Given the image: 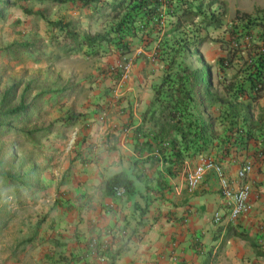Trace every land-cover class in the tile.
<instances>
[{"label":"trees","instance_id":"1","mask_svg":"<svg viewBox=\"0 0 264 264\" xmlns=\"http://www.w3.org/2000/svg\"><path fill=\"white\" fill-rule=\"evenodd\" d=\"M33 1L58 4L65 0ZM79 1L91 11L90 19L105 18L107 27L90 32L79 30L77 22L71 19L49 21L57 51L49 57L58 59L75 53L102 56L108 47L126 55L132 46L141 43L153 51L151 61L161 65L162 73L152 85L153 96L145 112L149 125H142L137 131L144 138L148 135L144 143L149 151L155 150L149 161L166 164V172L178 177L183 175L186 164L200 155H213L221 160L231 151L246 149L251 141L254 147L264 141V106L260 105L264 98V9L256 13L236 11L223 36L214 38L208 31L224 25L228 12L224 0ZM7 4L6 0H0V19ZM23 11L34 13L26 8ZM212 41H219L222 50L216 60V82L211 65L200 50L205 42ZM37 50L29 41L0 47V53L9 56ZM72 87H61L57 97L68 96ZM6 99V94L0 99V136L12 132L31 143L49 137L52 122L46 126L35 123L42 113H47L38 107L41 104L25 101L24 92L12 106H6ZM56 103L59 104L54 98L51 104ZM79 115L67 112L59 120L68 127L76 123ZM165 141L168 147L164 146ZM35 171L34 166L21 173L0 169V228L4 225L1 226V220L12 216L6 210L3 195L12 196L18 205H23V197L31 202L30 197L37 193L46 196ZM118 187L123 188V196L132 194L134 180L119 172L105 182L106 192L111 196H116ZM227 232L248 240L264 256V240L254 241L234 227H228ZM23 243L19 242L18 247ZM16 250L17 247L11 255H17ZM110 257L113 259L115 255Z\"/></svg>","mask_w":264,"mask_h":264},{"label":"crops","instance_id":"2","mask_svg":"<svg viewBox=\"0 0 264 264\" xmlns=\"http://www.w3.org/2000/svg\"><path fill=\"white\" fill-rule=\"evenodd\" d=\"M141 57L148 59V65ZM150 57L151 53L138 54L135 59L121 89L124 104H97L99 89L86 104L76 100L62 104L66 113L80 114L68 126L77 129L78 141L72 150L66 149L59 171L54 172L63 181L55 185L57 178H50L55 182L51 210L43 213L49 215L48 225L39 234L45 236L46 247L36 248L34 264H264V256L248 240L227 232L234 227L254 241L264 240V155H258L259 145L254 147L251 141L246 149L231 151L220 160L234 186L237 168L244 161L253 166L247 178L252 187L251 210L233 222L224 218L218 226L212 216L216 210L224 211V206L216 178L208 176L196 192L187 193L182 175L171 176L166 164L149 161L155 150L149 151L144 143L148 135L144 138L137 132L149 125L145 112L152 85L160 79L161 65L156 63V70L152 69ZM101 76L97 72L92 84L102 82ZM56 135L52 132L48 139ZM119 172L134 180L132 194L106 192V180ZM43 187L47 195L50 190ZM37 215L35 219L42 214ZM93 237L108 239L104 259L89 254Z\"/></svg>","mask_w":264,"mask_h":264},{"label":"rangeland","instance_id":"3","mask_svg":"<svg viewBox=\"0 0 264 264\" xmlns=\"http://www.w3.org/2000/svg\"><path fill=\"white\" fill-rule=\"evenodd\" d=\"M6 1L8 2L7 8L4 9L3 17L0 19V47L13 42L29 41L38 50L31 53L20 51L14 56L0 53V99L6 94L5 104L12 106L18 103L22 92H24L25 101L41 104L38 107H41L44 112L47 111L46 114L42 113V118L36 120L35 123L46 126L52 122V132L57 134L56 138H43L35 143L26 141L23 137L12 132L0 136V169L4 172L20 171L21 173L34 166L37 168L35 176L37 179L39 178L43 186L46 185L50 190L44 197L39 193L35 197H30L33 198L31 202H28V197H23V205H18L10 195L1 197L6 200V210L12 212V216L6 218V221L1 220V226L4 225L0 228V264H17V258L21 259L24 264H34L36 248L46 247L45 236L40 237L39 234L46 230L48 225L49 215H43V213L51 210L54 191L51 189L55 184L52 181L57 178L56 181H58L55 185L63 181L60 179V175L54 172L59 171L62 156L66 155V149L72 150L78 141L77 129H69L59 120L60 117L66 115L62 104H86L90 96H93L98 89L104 94V97L102 98V93H100L97 96V104L108 102L113 104L115 101H123L124 104L125 97L121 89L125 88L135 59L138 54L149 55V53L152 58L153 51L146 49L141 43V45L132 46V51L126 55H120L113 47H108L102 56L86 57L83 53H75L62 55L58 59L50 58L49 55L57 54V51L53 47L54 39L51 26L48 25L49 21L61 20V22H65L71 19L77 22L79 30L90 32L105 29L108 21L105 18L90 19L91 11L82 6L79 0H65L58 4L39 3L33 0ZM224 1L228 9L224 25L221 29L208 31L214 38L223 36L226 25L235 16L236 11L256 13L258 10L264 9V0ZM24 8L31 9L34 13H25ZM153 45L154 43L151 44V46ZM200 50L205 61L211 65L212 77L216 82L218 77L216 60L222 53L220 42H205ZM139 59L143 64L148 65V59L145 57ZM129 61L130 70L127 77L122 79L123 66ZM152 64H154L152 69L156 70V63ZM142 68L144 67L142 66ZM159 70V75H161V67ZM97 72H99V76L104 74L101 76L103 80L102 82L95 81L92 84ZM159 75L157 77H160ZM65 85L73 86L70 99L68 96L57 97L61 87ZM27 86L29 89L25 88ZM54 98L61 105L51 104ZM260 105L264 106V98ZM73 133H75L74 138H72ZM72 139L74 140L71 141ZM50 178L53 180L51 181ZM37 213L42 215L35 219L36 216H39ZM22 241L24 243L18 247L19 242ZM15 247H17L18 254L11 255ZM23 250L25 253L21 258L19 256Z\"/></svg>","mask_w":264,"mask_h":264},{"label":"built area","instance_id":"4","mask_svg":"<svg viewBox=\"0 0 264 264\" xmlns=\"http://www.w3.org/2000/svg\"><path fill=\"white\" fill-rule=\"evenodd\" d=\"M129 63L123 66L121 78L125 79L130 70ZM75 133L72 134L74 138ZM72 139L71 141H73ZM165 147H168V142L165 141ZM258 155H264V141L259 142ZM252 163L244 161L236 170V179L238 184L234 186L230 177L226 174L220 160L213 155L203 154L197 157L194 164H186L183 180L184 187L187 193L192 194L201 187L208 176L212 175L216 178L218 184V192L221 198V204L224 206V211L216 210L213 213L212 220L218 226L223 224L224 218L228 221H235L240 216L247 214L251 210V193L252 187L247 180L252 171ZM123 188H115L116 196L123 195ZM110 244L108 239L91 238L89 242V254L98 256L104 259L107 256Z\"/></svg>","mask_w":264,"mask_h":264}]
</instances>
